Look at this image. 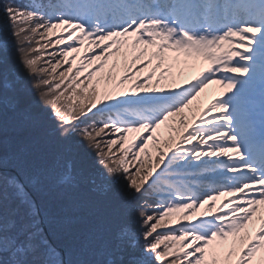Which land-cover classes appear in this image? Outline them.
Listing matches in <instances>:
<instances>
[{"label": "snow or ice", "instance_id": "snow-or-ice-1", "mask_svg": "<svg viewBox=\"0 0 264 264\" xmlns=\"http://www.w3.org/2000/svg\"><path fill=\"white\" fill-rule=\"evenodd\" d=\"M0 264H264V0H0Z\"/></svg>", "mask_w": 264, "mask_h": 264}, {"label": "trees", "instance_id": "trees-1", "mask_svg": "<svg viewBox=\"0 0 264 264\" xmlns=\"http://www.w3.org/2000/svg\"><path fill=\"white\" fill-rule=\"evenodd\" d=\"M15 57L13 56L12 58V63L15 64ZM99 202L101 203H104L106 201V198L104 197H97L96 198ZM112 200V205L113 207H115V204L117 203V200L115 197L111 198ZM89 219V210L87 208H84L81 210V212L79 213V220H80V223L78 224V227L80 228H83L86 226V223ZM74 259H77L78 257L77 256H74L73 257Z\"/></svg>", "mask_w": 264, "mask_h": 264}, {"label": "bare ground", "instance_id": "bare-ground-1", "mask_svg": "<svg viewBox=\"0 0 264 264\" xmlns=\"http://www.w3.org/2000/svg\"><path fill=\"white\" fill-rule=\"evenodd\" d=\"M195 72L194 73H187L185 79H194ZM217 87L215 85H210V87L205 91V93L202 96V100L204 103H207L208 101L212 100L215 97H219V89H216Z\"/></svg>", "mask_w": 264, "mask_h": 264}, {"label": "rangeland", "instance_id": "rangeland-1", "mask_svg": "<svg viewBox=\"0 0 264 264\" xmlns=\"http://www.w3.org/2000/svg\"><path fill=\"white\" fill-rule=\"evenodd\" d=\"M199 69H196V70H192V71H189L188 73H194L195 72V76H196V74H197V71H198ZM217 88L216 89H219V86H217V85H215ZM165 135H167V133H165ZM226 199V198H225ZM222 202V201H221ZM221 202H218V204L219 203H221ZM218 210V209H217Z\"/></svg>", "mask_w": 264, "mask_h": 264}]
</instances>
